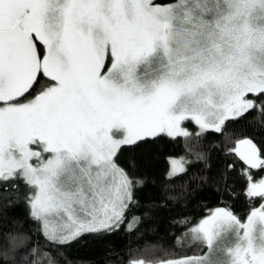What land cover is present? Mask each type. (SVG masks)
<instances>
[{"label": "snow or ice", "instance_id": "6c2138e0", "mask_svg": "<svg viewBox=\"0 0 264 264\" xmlns=\"http://www.w3.org/2000/svg\"><path fill=\"white\" fill-rule=\"evenodd\" d=\"M240 120L259 127L232 146ZM178 138L165 191L179 180L184 199L221 206L189 230L199 255L128 264H264V0H0V264L149 231L178 199L151 170ZM241 196L246 222L227 203Z\"/></svg>", "mask_w": 264, "mask_h": 264}, {"label": "trees", "instance_id": "16d2710c", "mask_svg": "<svg viewBox=\"0 0 264 264\" xmlns=\"http://www.w3.org/2000/svg\"><path fill=\"white\" fill-rule=\"evenodd\" d=\"M43 79L36 85L37 90L42 86ZM252 119V116L247 118L248 121H252ZM188 126L190 130L194 128V125L189 124ZM258 127L259 125L255 123H246L245 120H240L237 123H229L225 132L232 136V146H234L237 137L243 138L241 133L255 135ZM208 140L220 146L221 154L227 147L224 136L220 134L208 136ZM170 155L176 157L185 155L183 138H178L174 145L163 151L153 161L151 170L153 173L152 179L156 182V193L161 196H176L178 199L156 212L154 222L148 226L149 231L145 233V226L141 225L139 232L125 234L121 230L103 242L94 241L92 238L81 240L63 249V256L57 257L59 264H128L130 258L140 259L141 256L160 260H174L179 257L200 254V249L196 247L197 243H187L185 241L186 230L197 224L216 207L221 206V203L210 192L202 193L201 197L195 199L191 197L184 199L180 196L179 180L173 181L165 191L164 177L170 167ZM241 165H243V162L239 161L237 164L238 177ZM243 167L247 169L246 165ZM251 172L254 174L253 180L259 179L264 174L258 169H252ZM241 183L242 178H238L236 184L238 193L241 191ZM227 203L232 206L231 210L240 216L242 220L246 219L252 206L248 203L247 198L243 196L239 199L229 200ZM259 203H264V201L255 203V207H259ZM8 216L9 218L13 216L22 217L23 208L10 211ZM13 225L16 229L34 231V226L23 219L13 221ZM3 226L8 228L10 225L5 221ZM146 246L152 249L150 253L142 252ZM20 264H23V262L21 261Z\"/></svg>", "mask_w": 264, "mask_h": 264}, {"label": "rangeland", "instance_id": "374dc122", "mask_svg": "<svg viewBox=\"0 0 264 264\" xmlns=\"http://www.w3.org/2000/svg\"><path fill=\"white\" fill-rule=\"evenodd\" d=\"M157 2H166V0H157ZM189 127V126H188ZM190 130V129H189ZM261 178H264V174H263V176L262 177H260L259 179H261ZM259 179H257V180H259ZM257 180H254V181H257ZM215 210V209H214ZM213 210V211H214ZM208 216V215H207ZM207 216H205V217H203V218H206ZM202 218V219H203ZM201 219V220H202ZM200 220V221H201ZM243 222H246V219L245 220H242ZM199 223V222H198ZM197 223V224H198ZM197 224H195V225H193V226H191V227H189L187 230H186V234L184 235V238L186 239L185 241L187 242V243H198V242H196V241H194L192 238H191V236L190 235H188V233H189V230L192 228V227H194V226H196ZM196 255H199V254H196ZM196 255H193V256H196ZM193 256H189V257H193ZM185 257H187V256H184V257H179V258H177V259H182V258H185ZM169 260H173V259H169ZM169 260H163V261H169ZM175 260V259H174Z\"/></svg>", "mask_w": 264, "mask_h": 264}]
</instances>
